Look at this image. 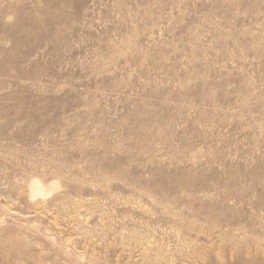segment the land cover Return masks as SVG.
<instances>
[{"label":"rangeland","instance_id":"1","mask_svg":"<svg viewBox=\"0 0 264 264\" xmlns=\"http://www.w3.org/2000/svg\"><path fill=\"white\" fill-rule=\"evenodd\" d=\"M0 264H264V0H0Z\"/></svg>","mask_w":264,"mask_h":264}]
</instances>
